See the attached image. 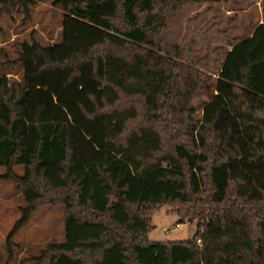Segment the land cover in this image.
<instances>
[{
    "label": "trees",
    "instance_id": "16d2710c",
    "mask_svg": "<svg viewBox=\"0 0 264 264\" xmlns=\"http://www.w3.org/2000/svg\"><path fill=\"white\" fill-rule=\"evenodd\" d=\"M38 1L47 0H0V16H30ZM219 1L243 0H52L63 28L76 18L100 39L57 58L34 41L17 59L22 80L0 74L2 177L26 201L9 240L44 204L66 212L64 239L48 243L39 264H264V18L246 38L230 36L234 26L204 30L209 12L189 18ZM62 36L57 46H73ZM89 66L101 96L88 93L93 109H79L102 121L97 159L76 152L68 118L31 113L26 81L68 72L66 89ZM164 205L179 223L198 219L191 239L149 238Z\"/></svg>",
    "mask_w": 264,
    "mask_h": 264
},
{
    "label": "rangeland",
    "instance_id": "374dc122",
    "mask_svg": "<svg viewBox=\"0 0 264 264\" xmlns=\"http://www.w3.org/2000/svg\"><path fill=\"white\" fill-rule=\"evenodd\" d=\"M207 12L209 18L204 30L214 27L216 30L226 31L234 26L229 34L238 38L249 37L264 18L263 0H243L242 3L208 2L192 11L189 18ZM63 19L64 11L54 6L52 0L36 2L31 6L30 16H26L24 12L0 16V74L7 73L9 77L22 80L24 67L17 59L24 45L26 52L34 50V41L51 46L49 52L53 58H57L68 55L78 45L86 47L102 36L100 28L76 18H67L63 28ZM63 31L71 39L73 46L56 45L62 41ZM206 54L207 46L203 45L200 55ZM26 64L31 70L38 66V63L31 60H27ZM100 72H103L102 68ZM67 76L68 72L50 71L26 77L33 91L31 113H36L41 106V116L47 115L45 117L48 119L68 118L73 126L72 137L76 152L87 159L100 158L103 148L100 141L102 121H88L79 109V102L88 109H93L88 93H95L100 100L99 82L92 79L91 66L84 67L83 77L64 89L62 85ZM208 100L209 95L203 89L202 95L194 100L196 118L202 117L204 104ZM15 171L23 175L24 166H15ZM6 172L7 168L0 166V264H39L37 258L47 244L64 239L65 208L51 204L40 206L29 222L9 240L10 233L22 217L26 201L17 185L2 177ZM173 212L172 206L164 205L154 215V229L149 234L151 240H187L193 237L198 219L179 223V217ZM42 264H46V261Z\"/></svg>",
    "mask_w": 264,
    "mask_h": 264
},
{
    "label": "built area",
    "instance_id": "2783aa9c",
    "mask_svg": "<svg viewBox=\"0 0 264 264\" xmlns=\"http://www.w3.org/2000/svg\"><path fill=\"white\" fill-rule=\"evenodd\" d=\"M167 233L169 232V229L166 230ZM198 243L201 244L202 243V240L201 239H198Z\"/></svg>",
    "mask_w": 264,
    "mask_h": 264
}]
</instances>
